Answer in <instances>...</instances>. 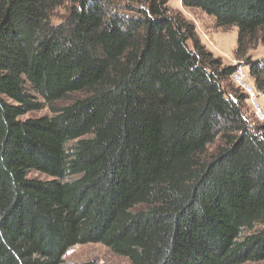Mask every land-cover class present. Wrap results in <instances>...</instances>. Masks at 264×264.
<instances>
[{
  "label": "trees",
  "instance_id": "trees-1",
  "mask_svg": "<svg viewBox=\"0 0 264 264\" xmlns=\"http://www.w3.org/2000/svg\"><path fill=\"white\" fill-rule=\"evenodd\" d=\"M111 1L0 0V264H69L87 244L129 264L264 261V125L227 87L234 68L164 0ZM182 5L237 29L234 57L264 93L248 55L264 0ZM43 104L51 115L20 119Z\"/></svg>",
  "mask_w": 264,
  "mask_h": 264
},
{
  "label": "rangeland",
  "instance_id": "rangeland-1",
  "mask_svg": "<svg viewBox=\"0 0 264 264\" xmlns=\"http://www.w3.org/2000/svg\"><path fill=\"white\" fill-rule=\"evenodd\" d=\"M151 0H112L111 8L113 10H118L123 13H132L130 8L141 7V5L146 4V2ZM165 8L170 11V13L179 15L190 23L195 30L196 36L198 37L200 43L204 48L212 54L214 59L221 62L224 67L235 68L239 66V62L234 57V52L237 47V29H220L216 26L215 21L212 17L206 15L198 9H188L183 7L182 0H164ZM66 16L65 9L59 8L55 11L52 22L54 24L60 23ZM252 60H258L264 58V46L258 45L256 49L248 53ZM245 71L249 82L253 85L255 91L257 92V102L264 113V93L257 91L254 85L253 79L250 77L249 69L247 66ZM227 87L244 96V111L245 117L250 122V126L253 128L256 126L264 125V122H260L253 113L252 103L248 100L246 94H244L239 88H237L230 79L227 81ZM231 94L233 92L230 91ZM80 94H71L69 97L63 101H59L53 105V107H62L67 105L74 99L80 97ZM51 109L45 104L38 111L27 113L25 116L21 117V120H26L29 118L37 119L43 116L51 115ZM219 140L217 139L214 143L209 145L206 149L205 158L210 157L218 148ZM203 157V158H204ZM29 178L46 180V176L37 173L30 172ZM137 209L142 210L144 207L138 206ZM64 261L69 264L84 263L89 261H96L99 264H129L128 260L124 257L114 255L106 247L99 244H87V245H77L70 248L65 256ZM245 264H264V261L257 263H245Z\"/></svg>",
  "mask_w": 264,
  "mask_h": 264
},
{
  "label": "built area",
  "instance_id": "built-area-1",
  "mask_svg": "<svg viewBox=\"0 0 264 264\" xmlns=\"http://www.w3.org/2000/svg\"><path fill=\"white\" fill-rule=\"evenodd\" d=\"M246 67L242 64L236 66L230 76L232 83L239 88L246 96L248 100L252 103L253 113L260 122H264V113L261 110L257 100V92L255 91L253 85L249 82L247 77Z\"/></svg>",
  "mask_w": 264,
  "mask_h": 264
}]
</instances>
